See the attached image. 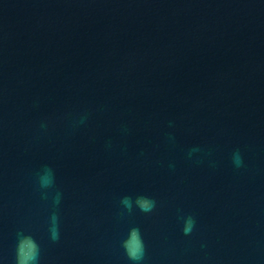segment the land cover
<instances>
[{"label":"water","instance_id":"water-1","mask_svg":"<svg viewBox=\"0 0 264 264\" xmlns=\"http://www.w3.org/2000/svg\"><path fill=\"white\" fill-rule=\"evenodd\" d=\"M133 229L141 264H264V0H0V264H133Z\"/></svg>","mask_w":264,"mask_h":264},{"label":"clouds","instance_id":"clouds-1","mask_svg":"<svg viewBox=\"0 0 264 264\" xmlns=\"http://www.w3.org/2000/svg\"><path fill=\"white\" fill-rule=\"evenodd\" d=\"M233 163L236 167L242 166L243 160L239 152L233 153ZM44 186H50L53 183L51 170H47V176L45 177ZM59 203V199H57ZM122 203L125 207L131 211L132 205L129 198H125ZM136 204L139 207V210L145 213L151 212L155 208V202L147 198L141 197L138 198ZM52 225L50 227L51 239L53 241L58 239V226H57V217L52 216ZM195 226V221L192 217H188L186 221V227L184 229L185 235L191 233L192 229ZM131 235L136 238L135 246H129L128 243L124 242V248L129 259L133 264H141L144 259V244L143 240L140 237L138 229H133ZM26 241V243L24 242ZM16 264H40V246L39 244L32 239L31 237L24 238L17 246L16 252Z\"/></svg>","mask_w":264,"mask_h":264}]
</instances>
